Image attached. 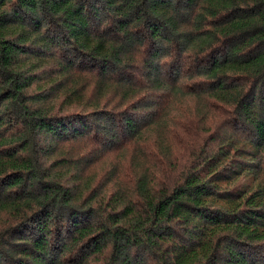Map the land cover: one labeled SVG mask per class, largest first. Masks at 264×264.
I'll return each mask as SVG.
<instances>
[{"label":"trees","instance_id":"obj_1","mask_svg":"<svg viewBox=\"0 0 264 264\" xmlns=\"http://www.w3.org/2000/svg\"><path fill=\"white\" fill-rule=\"evenodd\" d=\"M0 264H264V0H0Z\"/></svg>","mask_w":264,"mask_h":264},{"label":"rangeland","instance_id":"obj_2","mask_svg":"<svg viewBox=\"0 0 264 264\" xmlns=\"http://www.w3.org/2000/svg\"><path fill=\"white\" fill-rule=\"evenodd\" d=\"M98 149H103V148H95V150H98ZM116 154L118 155L117 158H115L114 156L113 157L110 156V158H108V160H107V157L105 156L104 161H106V162H101L99 164H96L94 170L98 173L97 176H99V173H100V175H102L106 171V169L111 166V164H113L114 162L117 161V159H119V156L122 157V155H123V153H116ZM109 160L111 161V163L108 162Z\"/></svg>","mask_w":264,"mask_h":264}]
</instances>
